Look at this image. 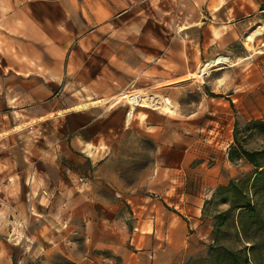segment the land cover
I'll use <instances>...</instances> for the list:
<instances>
[{
  "label": "crops",
  "instance_id": "0c3cea01",
  "mask_svg": "<svg viewBox=\"0 0 264 264\" xmlns=\"http://www.w3.org/2000/svg\"><path fill=\"white\" fill-rule=\"evenodd\" d=\"M258 23L264 31V0H0V137L57 124L55 148L36 155L47 170L30 176L58 193L80 230L57 234L52 220L44 235L49 256L183 264L211 240L204 202L234 178L226 151L234 121L226 96L198 102L202 119L193 100L179 114L176 89L202 64L223 67L210 73L216 79L237 64L227 63L228 45ZM127 87L171 100L180 119L168 138L163 119L149 120L152 109L137 107L127 121V106L110 103ZM149 140L152 168L140 187L125 188L115 160L130 156L119 150L132 141L141 150Z\"/></svg>",
  "mask_w": 264,
  "mask_h": 264
},
{
  "label": "rangeland",
  "instance_id": "374dc122",
  "mask_svg": "<svg viewBox=\"0 0 264 264\" xmlns=\"http://www.w3.org/2000/svg\"><path fill=\"white\" fill-rule=\"evenodd\" d=\"M259 26L262 25L258 23L256 27ZM249 31L241 35L239 39L232 40L227 47V55L224 54L230 58L227 63L238 62L237 64L221 70L222 75L218 76V79H216L217 75H210L211 72L208 71L211 69L208 65L202 64L196 76L193 75L191 80L186 81L188 86L182 85L180 89H176L177 97L182 105V111L179 114L188 113L190 109L188 103L193 100V110H199L196 116L198 120L205 115L202 113L203 106L198 108V102L202 103L206 96H226L225 99L228 100L230 107V118L232 121L233 117L234 121L233 141L226 151H229L232 146L236 147L234 138L247 150L264 148V33H260L261 35L258 33L259 35L253 41H249ZM127 90L131 93H143V95L152 94L144 90H135L134 87H127L119 92ZM116 95L110 103L115 101ZM168 100L167 105L172 109L170 112L162 109L164 101H161L158 107H147L155 111L148 115L150 121L163 119L165 138L171 135L175 118L180 119L173 109V104L171 105V100ZM54 119L61 120V114L51 121ZM181 119L184 120V117ZM59 131L55 122H46L39 124L38 127L33 125V128L28 127L22 131L14 130L0 137V264H73L62 255L60 250L57 256H49L46 253V246L51 243L47 242L44 235L50 232L49 223L53 220L56 227L53 228L55 233L66 232L74 237L80 232L79 228L71 226V222L75 219L68 217V211L62 212L61 201L57 198L58 193L46 191L42 177H38L39 183L36 186L35 178L31 180L30 176L35 169L38 170V174L42 170H47L45 162L41 159L36 160V155H43L55 148L49 143ZM124 147L123 153L119 150L118 154L129 155L130 159L115 160V163L118 162L124 170L121 179L125 183V188L140 187L139 184L145 178L142 173L145 172L147 164L149 163V167L152 168L154 144L152 140H149L143 144L141 150H136V145L132 141L129 142L127 150L126 145ZM48 159L51 163H57L55 159L47 158L46 160ZM215 162V160H208L206 164L211 166ZM229 168L231 171L234 169L235 175L231 179L236 180L246 178L252 172L251 165L244 161H229ZM52 169L48 168V171L53 172ZM79 182L86 181L81 179ZM219 189L214 192L210 200L204 202L205 211L214 222V217L225 211L232 199L230 194L219 192ZM232 219L234 216H229L228 220L232 221ZM223 233V241H233L234 236L231 230H224ZM210 242V240L202 241L203 244Z\"/></svg>",
  "mask_w": 264,
  "mask_h": 264
},
{
  "label": "trees",
  "instance_id": "16d2710c",
  "mask_svg": "<svg viewBox=\"0 0 264 264\" xmlns=\"http://www.w3.org/2000/svg\"><path fill=\"white\" fill-rule=\"evenodd\" d=\"M234 142L237 145L230 147L228 160L244 161L252 172L219 189L232 196L231 204L214 217L211 242L183 264H264V148L247 150L236 138ZM229 216L234 219L229 221ZM224 230L232 231V242L222 240Z\"/></svg>",
  "mask_w": 264,
  "mask_h": 264
},
{
  "label": "bare ground",
  "instance_id": "6f19581e",
  "mask_svg": "<svg viewBox=\"0 0 264 264\" xmlns=\"http://www.w3.org/2000/svg\"><path fill=\"white\" fill-rule=\"evenodd\" d=\"M260 34V33H264V31H262L261 28H253L252 30L249 31V34H248V39L249 41H253L254 38H255V35L256 34ZM223 67H216L215 69H211L209 70L208 72H212V71H215V70H219V69H222ZM140 98H141V105L140 106H146V107H150V108H154V107H158L161 103V101L163 102L164 101V105L162 107V109H164L165 111L167 112H170L172 109H170V106H168L167 104L169 103V100L167 98H161L159 96L154 95V94H145L143 95V93H136ZM116 104V103H115ZM135 109V108H132L130 109L128 115H127V121H129L131 119V111Z\"/></svg>",
  "mask_w": 264,
  "mask_h": 264
},
{
  "label": "built area",
  "instance_id": "2783aa9c",
  "mask_svg": "<svg viewBox=\"0 0 264 264\" xmlns=\"http://www.w3.org/2000/svg\"><path fill=\"white\" fill-rule=\"evenodd\" d=\"M115 103H125L128 108V112L132 108H136L141 105V98L136 93H131V91H121L116 95ZM134 230H136L134 228Z\"/></svg>",
  "mask_w": 264,
  "mask_h": 264
}]
</instances>
